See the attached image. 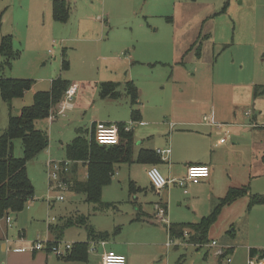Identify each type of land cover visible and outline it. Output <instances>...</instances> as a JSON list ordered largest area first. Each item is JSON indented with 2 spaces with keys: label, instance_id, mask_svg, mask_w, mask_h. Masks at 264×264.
I'll return each mask as SVG.
<instances>
[{
  "label": "rangeland",
  "instance_id": "374dc122",
  "mask_svg": "<svg viewBox=\"0 0 264 264\" xmlns=\"http://www.w3.org/2000/svg\"><path fill=\"white\" fill-rule=\"evenodd\" d=\"M68 2L71 10L69 21H54L52 27L47 25L44 28L47 42L36 44V36L17 30L16 24L21 23V29H24L21 22L24 17L35 16L41 25L50 10V0H0V38L4 34H12L13 28L19 35V38L14 39L15 45L12 47L14 51L18 48L19 54L11 60L10 65H3L4 58L0 54V77L34 80L32 89L23 97L12 100L10 107L0 97V132L6 128L9 113L18 115L23 106L32 103L33 93L49 89L50 81L56 77L76 81L80 85L83 82L84 86L91 87L100 81L120 82L121 98L117 101L102 98L97 87V90L90 91V105L65 111L63 116L60 115L54 121H37L36 126L47 132L49 146L27 163V175L34 188V199L21 212L11 214L12 221L9 224L4 218L0 220V235L6 231L8 239H14L15 242L18 240L20 243L46 239L53 241L56 235L53 230H49L50 226L54 228L61 225L65 219H75L78 214H82L87 217L86 223L66 226L57 239L62 243L89 242L93 240L88 237L89 229L96 233H106L108 236L104 244L98 243L95 251H89L86 262L68 264H101V255L109 248L126 254L127 264H221L224 252H228L231 257L229 264H249L248 249L264 248V203L250 205L251 195L264 194L263 170L260 175H255L245 182L249 181L247 193L221 208L216 220L208 229L206 243L195 245L187 239L184 241L179 237H171L168 246L169 235L166 227L155 221V215H152L155 224L147 223V219H136L139 213L141 217L150 213L152 204L159 201V198L166 200L161 190L153 191L149 187L142 164L132 163L130 169L125 164L117 166V173L113 174L110 183L102 188L100 201L105 206L100 211H94L96 209L93 204L85 202L84 193L66 187L70 169L60 173L58 181L51 179L50 188L46 164L49 160H65L61 143L68 142L79 125L87 126L93 120L115 121L123 110L127 118L128 98L122 85L124 81L133 80L142 103L152 91L164 92L168 89L169 85L166 83L172 57L179 59L200 32L202 35L206 32L210 34L209 41L202 47V57H210L213 50L219 66L225 57L231 56L230 48L240 51L247 46L250 37H245L244 27L257 17L263 16L264 0ZM97 15L98 18L95 19ZM82 22L91 26L89 32L83 34L87 39L75 34L74 26ZM101 24H106L108 29L103 32ZM175 35L176 42L173 41ZM214 41L217 44L213 45ZM229 44L230 46H227ZM108 55L113 59L106 58ZM129 55L133 61L130 68L126 61H116ZM63 56L68 62L66 68H62ZM195 58L193 50L184 58L186 68L192 71L193 67L197 66V73L204 72L202 68L206 65L195 64L194 62H199ZM92 92L96 93L92 95ZM126 118H121V121L129 122ZM170 146L177 154H181L175 156L178 160L188 156L192 150L191 146L182 143H171ZM13 154L16 157L23 155L19 139L13 140ZM235 164L229 169L236 176L240 166L236 167ZM68 168H71L70 163ZM180 169L181 167L177 168L178 171ZM160 172L165 176L161 168ZM78 175L82 177L83 172L79 171ZM130 179L138 190H131ZM168 187H173V215H170L168 204V222L195 223L208 214L209 203L202 199V196L194 202L191 199L192 192L189 191L185 195L178 186ZM199 193L202 195L203 191ZM60 195L62 200L58 199ZM51 218L55 221L49 224L48 219ZM20 229L24 231L21 239L18 233ZM185 232L188 233V230ZM212 241L214 244H211ZM219 250L221 253L217 252ZM19 253H24L19 247L2 250L0 242V264H33L28 256ZM25 253L32 254L29 251ZM48 254L49 264H64L63 258L52 252Z\"/></svg>",
  "mask_w": 264,
  "mask_h": 264
},
{
  "label": "crops",
  "instance_id": "0c3cea01",
  "mask_svg": "<svg viewBox=\"0 0 264 264\" xmlns=\"http://www.w3.org/2000/svg\"><path fill=\"white\" fill-rule=\"evenodd\" d=\"M69 18L67 19L68 21ZM94 18H98V15ZM99 19L101 20V18ZM106 20L107 18L105 21ZM54 21L55 20L52 16V3L50 0V10L46 13L41 25L38 22V18H35V16L24 17L21 21L24 25V29H21V23L17 22L16 24V22H14L18 26L17 30H22L36 36L35 42L36 44H39L40 42H47L44 28L47 25L52 27ZM74 27L76 29L75 34L79 36H83V34L89 32V28H91L90 25H86L84 22L79 23ZM100 27L103 32L108 29L106 24H101ZM14 30V28L11 30L12 34L8 33L1 35V37L10 35L12 37L13 46L15 45L14 39L19 38V35ZM243 32L246 38L250 37L247 46L240 51H234V48H230L231 56L229 58L225 57L220 66L213 50L210 57H202V47L206 41H209L210 34L209 32H206L202 35L200 32L195 40L192 41L182 53L179 59L176 58V56L175 58L172 57L170 63L171 66H169L170 74L167 80L168 82L166 83L169 85L168 89L164 92L152 91L150 96L142 103L139 98V90L133 80H126L122 85L124 93L128 98L126 110L128 114L127 118L125 117L126 115H124L125 110H123L120 117H117L115 121H102L130 125V130L132 131L130 146L132 162L120 164L127 165L128 169H130L132 163L142 164L148 185L153 191L156 190L152 188L146 175V169L149 166L155 165L159 170L161 168L165 174L164 177L168 179H179L185 175L187 166L192 164L207 165L209 167V176L200 180L196 184L187 183L185 186L186 192H184L183 187L176 184L171 185L178 186L185 195L189 191L190 193L192 192L193 196L191 199L194 202H197L202 196V199L209 203V212L218 203L219 199L226 194L229 188L248 186L249 181L247 183L245 182L249 180V178H253L255 175H260L262 170L264 172V92L261 91V89H264V13L263 16H259L255 20H252L251 23L247 24L244 27ZM75 38L79 39V37ZM81 38L87 39L84 36ZM106 38H108V34L106 35ZM173 41L176 42V35L175 38L173 36ZM19 43L21 44V41H19ZM215 44L217 43L214 41L213 45ZM227 46H230V44ZM24 48L25 47L23 46L22 50H24ZM17 50L19 49L16 48V51ZM193 50L196 57L195 59L199 60L198 63H194L197 65H206L205 68H202L204 72L197 73V66H194L192 71L190 68H186L187 63H185L184 58L189 53H192ZM106 58L113 59L109 55L106 56ZM131 58V55H129L127 58H119L116 61H126V65L130 68L133 65ZM52 80L50 81V85ZM106 81L95 83L93 87L89 85L84 86L83 82L80 85V83L76 81H68L70 84L77 83L79 85L78 91L72 99L73 102L72 100L64 102L62 99L57 105V107L59 106L58 109L57 107L55 108V113H51L49 117L46 118L47 121H54L58 119L60 115L63 116L65 111L69 112L73 108L90 105V91H95L98 87V93L100 95V83ZM128 81H131L137 88L138 104L136 105V108L140 110V119L135 122L131 120L130 115L132 108L130 96L125 91V84ZM116 83H118L116 89L119 94L118 97H107L114 101L121 98V92L119 90L121 83ZM258 87L261 88L255 93L254 90ZM165 88L166 87H163V89ZM94 93L96 92H92L91 94L93 95ZM204 117H207L210 121H204ZM121 118H126L129 122H126L125 120L121 121ZM97 121L100 120H93L87 126L79 125L76 127L74 136L68 142L61 143V146L64 149V154L65 146L73 140L78 130H85V136L90 140V131H92V126ZM38 128L41 129L40 126H38ZM171 143H182L191 146L192 150L188 153V156H183L184 158L182 160H178L175 156L181 154H177L175 150L171 148ZM157 149L161 151L169 149V152L166 153L165 151L163 154H159L156 151ZM145 150H149L153 153L155 162L148 163L137 161L138 155ZM64 161H66V156ZM72 164L73 163L70 162L71 168H68L70 169L69 180H85L87 176L86 165L82 162H77L75 166H72ZM234 164L236 167L240 166V171L236 176L231 169H229L230 166L234 167ZM118 165L119 164L115 166L114 174L117 173L116 170ZM178 167H181L180 171L177 170ZM79 171L83 172L82 177H79ZM129 182L135 185L133 180L130 179ZM48 186L51 188V182ZM168 186L169 185L160 189L165 195L166 200L159 198V201L157 200V202L152 204V210L150 213H145V217H141L139 213V216H136L137 220L147 219V223L150 222L151 224H155L152 215L155 213L156 205H161L167 209L168 204H170V215H173L171 204V190L173 187L169 188ZM66 187L71 189L69 184H67ZM138 189L139 188L136 187V189L133 188L132 191ZM200 191H203L202 195H200ZM31 201L29 203H31ZM28 204L26 206H28ZM93 208H95V205H93ZM138 208L140 209L141 207L139 206ZM100 210L102 209L97 208L94 211ZM11 214L15 215V213H10V215ZM78 215L79 220L84 216L82 214ZM54 221L55 220L49 222V224H52ZM4 225L8 227L6 223H4ZM164 226L166 227L167 235H169L168 226ZM6 233L7 232L4 231V233L0 235L2 250L8 248L11 249L13 247L18 248L22 245L18 240L15 242L14 239H8ZM18 233L19 236L22 237L24 235L23 229H20ZM170 238L169 235V240H171ZM184 238L186 239V236ZM94 240L95 239L92 241L90 240L89 242L86 241L88 242V253L89 251H95L98 243L102 244L101 242H103L104 244V242H106V239H96L98 240L97 242ZM14 244L16 245L14 246ZM91 246L94 248L93 250H89ZM46 250L32 252L31 255L25 252L19 254L25 257L28 256L33 264H49V251ZM108 250L116 252L113 248H109ZM116 253L126 256V254L122 252ZM74 262L77 261H70L63 258L64 264ZM261 262L264 261H258V263ZM1 264L4 263L2 262Z\"/></svg>",
  "mask_w": 264,
  "mask_h": 264
},
{
  "label": "trees",
  "instance_id": "16d2710c",
  "mask_svg": "<svg viewBox=\"0 0 264 264\" xmlns=\"http://www.w3.org/2000/svg\"><path fill=\"white\" fill-rule=\"evenodd\" d=\"M52 16L55 21L65 22L70 15V7L67 0H51ZM199 46V45H198ZM12 37L5 35L0 38V54L4 58L3 65H10L11 60L17 57L19 52L13 50ZM68 62L63 56L62 68H66ZM34 84L32 79L5 78L0 77V97L10 107L11 101L21 98L26 91H29ZM70 83L61 77L52 80L48 90L35 91L32 96V103L23 106L18 115L9 113L6 128L0 132V220L10 213H19L33 199L34 188L28 178L26 165L29 160L36 157L48 146V135L43 129L36 126L37 121L46 119L55 111L57 105L62 101L65 90ZM118 83L106 81L100 83L101 97H118ZM261 88H255V93ZM125 91L130 96L131 120L133 122L140 119V110L136 108L138 104L137 88L128 81L125 84ZM264 92V89H261ZM119 128V142L116 145H101L92 138L88 140L85 130H78L73 140L65 146L66 161L72 166L77 162L86 165L87 176L83 181L67 180L71 189L85 195V201L95 205V209H103L105 204L100 201L102 188L109 184L114 174L115 166L120 163L132 162L131 157V133L125 131V123H117ZM19 139L22 146V157L13 154V140ZM264 159V157H263ZM138 162H155L151 151H142L138 157ZM65 179V178H63ZM131 190L136 186L130 182ZM247 186L236 188L231 187L226 194L219 199L218 203L211 209L208 215L202 217L195 223H180L168 225L170 237L186 239L189 243L201 245L207 242V232L212 223L216 220L221 208L247 193ZM264 203V194L251 195L250 205ZM86 217L81 220L65 219L61 225L51 226L56 239L59 238L62 230L72 224L85 223ZM188 230V233L185 230ZM186 233V234H184ZM108 234L96 233L92 229L88 231L91 239H107ZM54 240V241H55ZM88 242H75L64 259L70 261H87ZM264 261V248L250 247L248 249V262L257 263Z\"/></svg>",
  "mask_w": 264,
  "mask_h": 264
},
{
  "label": "built area",
  "instance_id": "2783aa9c",
  "mask_svg": "<svg viewBox=\"0 0 264 264\" xmlns=\"http://www.w3.org/2000/svg\"><path fill=\"white\" fill-rule=\"evenodd\" d=\"M79 85L77 83H71L68 88L65 90L63 101L68 102L71 101L78 91ZM204 121H210L207 117L203 118ZM125 131H129L131 129L129 124H125ZM90 137L98 144L101 145H116L119 142V128L117 123H107L102 121H97L92 126V131H90ZM157 153L163 154L169 152V149L161 151L159 149L156 150ZM69 161L56 162L49 160L46 164L47 170L49 172V183L52 180H59V174L68 170ZM147 178L154 190H160L167 185L176 184L180 187L184 188V192H186L185 186L187 183L196 184L200 180L205 179L209 176V167L205 164H192L187 166L185 175L179 179H168L163 176L160 170L155 166H149L146 169ZM58 199L62 200V196H58ZM155 221L157 223L164 224L166 226L169 225L167 216H166V208L161 205H156L155 209ZM11 215L8 214L4 217V221L9 224L11 222ZM54 219H48V222L53 221ZM22 238V237H21ZM171 240L167 242V245H170ZM103 244V242H101ZM211 244H214L212 241ZM72 248V243L64 242L60 240H33L31 242L22 243L19 247V250L22 252H36L39 250L47 249L49 252L54 253L58 257L64 258L67 256L69 251ZM94 248L91 246L89 250H93ZM218 253L221 251H217ZM222 263L221 264H229L231 262V257L228 252H224L222 254ZM101 264H126V256L120 253H116L112 250L105 251L101 257ZM249 264H259L258 262H252Z\"/></svg>",
  "mask_w": 264,
  "mask_h": 264
}]
</instances>
